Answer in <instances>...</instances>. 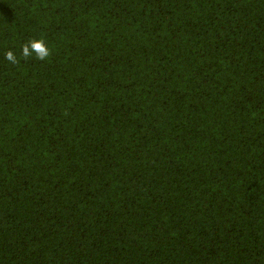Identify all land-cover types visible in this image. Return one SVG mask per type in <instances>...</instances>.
<instances>
[{"label":"trees","instance_id":"1","mask_svg":"<svg viewBox=\"0 0 264 264\" xmlns=\"http://www.w3.org/2000/svg\"><path fill=\"white\" fill-rule=\"evenodd\" d=\"M0 264H264V0H0Z\"/></svg>","mask_w":264,"mask_h":264},{"label":"clouds","instance_id":"2","mask_svg":"<svg viewBox=\"0 0 264 264\" xmlns=\"http://www.w3.org/2000/svg\"><path fill=\"white\" fill-rule=\"evenodd\" d=\"M33 53H35L40 60H45L50 55V50L43 39L31 40L23 46L22 54L25 57H28ZM5 59L12 62L13 64L17 62L16 56L11 51L5 54Z\"/></svg>","mask_w":264,"mask_h":264}]
</instances>
